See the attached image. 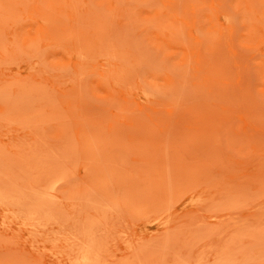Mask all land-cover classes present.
Returning a JSON list of instances; mask_svg holds the SVG:
<instances>
[{
    "label": "rangeland",
    "instance_id": "1",
    "mask_svg": "<svg viewBox=\"0 0 264 264\" xmlns=\"http://www.w3.org/2000/svg\"><path fill=\"white\" fill-rule=\"evenodd\" d=\"M0 264H264V0H0Z\"/></svg>",
    "mask_w": 264,
    "mask_h": 264
},
{
    "label": "bare ground",
    "instance_id": "2",
    "mask_svg": "<svg viewBox=\"0 0 264 264\" xmlns=\"http://www.w3.org/2000/svg\"><path fill=\"white\" fill-rule=\"evenodd\" d=\"M220 135H221V133H220ZM217 137V136H216ZM218 141V140H217ZM95 145H96V143H95Z\"/></svg>",
    "mask_w": 264,
    "mask_h": 264
}]
</instances>
